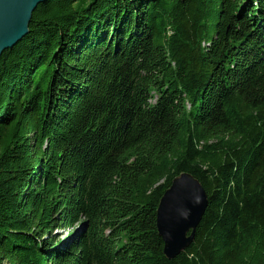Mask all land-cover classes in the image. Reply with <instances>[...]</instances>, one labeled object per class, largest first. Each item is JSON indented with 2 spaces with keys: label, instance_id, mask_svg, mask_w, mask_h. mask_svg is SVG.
<instances>
[{
  "label": "trees",
  "instance_id": "obj_1",
  "mask_svg": "<svg viewBox=\"0 0 264 264\" xmlns=\"http://www.w3.org/2000/svg\"><path fill=\"white\" fill-rule=\"evenodd\" d=\"M183 172L207 207L167 259ZM0 264H264V0L39 4L0 56Z\"/></svg>",
  "mask_w": 264,
  "mask_h": 264
},
{
  "label": "water",
  "instance_id": "obj_2",
  "mask_svg": "<svg viewBox=\"0 0 264 264\" xmlns=\"http://www.w3.org/2000/svg\"><path fill=\"white\" fill-rule=\"evenodd\" d=\"M45 1L0 0V56L28 33L32 13ZM206 207L207 195L192 175L183 172L171 180L155 212L156 230L167 259L190 246Z\"/></svg>",
  "mask_w": 264,
  "mask_h": 264
},
{
  "label": "rangeland",
  "instance_id": "obj_3",
  "mask_svg": "<svg viewBox=\"0 0 264 264\" xmlns=\"http://www.w3.org/2000/svg\"><path fill=\"white\" fill-rule=\"evenodd\" d=\"M78 229V228H77ZM66 233L64 232H60V231H56V236L58 237H62V236H65Z\"/></svg>",
  "mask_w": 264,
  "mask_h": 264
}]
</instances>
